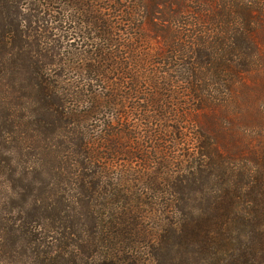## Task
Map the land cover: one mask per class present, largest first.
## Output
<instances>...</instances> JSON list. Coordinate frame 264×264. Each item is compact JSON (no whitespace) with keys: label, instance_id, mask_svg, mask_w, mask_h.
Returning <instances> with one entry per match:
<instances>
[{"label":"trees","instance_id":"obj_1","mask_svg":"<svg viewBox=\"0 0 264 264\" xmlns=\"http://www.w3.org/2000/svg\"><path fill=\"white\" fill-rule=\"evenodd\" d=\"M164 2L0 0V264H264V0Z\"/></svg>","mask_w":264,"mask_h":264},{"label":"rangeland","instance_id":"obj_2","mask_svg":"<svg viewBox=\"0 0 264 264\" xmlns=\"http://www.w3.org/2000/svg\"><path fill=\"white\" fill-rule=\"evenodd\" d=\"M152 1L155 2V5L157 7H159L160 11H162L163 13L168 12V6L164 2L165 0H152ZM169 1L171 2V0H169ZM103 4L98 3V5H100V6ZM109 11H110L109 14L111 17V22L113 24H116L119 19H118L117 13L115 12V8L113 6H111ZM70 15L73 17L74 13H71ZM159 17H160V20L159 21L156 20V22H160L161 19H163V16L160 15ZM83 19H84V17H81V18L76 17L75 18V20H77V23L74 22V26L78 27L77 32L80 34L79 36L82 35L83 37H85L84 39L82 36L78 37L76 39V44L78 47H81V45H82L83 46L82 50L88 51V50H91L90 45L95 43L94 42L95 40H93L94 34L92 32H90L91 26H85L84 23L82 22ZM119 21H122V18ZM80 23L87 30L83 29V27H81V26H78V24H80ZM88 31L90 32L89 36L87 35ZM257 38H258V42H259L260 47H261L260 60H259L258 68L249 76L248 83H252V82H255L257 80L264 79V30H262L261 32L258 33ZM72 42L73 41L66 42V45L71 44ZM68 51L72 52V53H74V52L77 53V51H75L74 48L70 49V47H68ZM239 92H240V94L243 95V93L245 91H243V89L241 88ZM245 106L248 107L247 108L248 111H246L245 115H243L242 117H238V119L236 118V115H235L236 110L233 108L231 109V111H228V112L223 111V110H218V111L210 112V113H207L206 115L201 116L200 120H199L200 125L207 132H210L212 135L213 134L218 135V133H220L219 130H221L222 127H224V128H228V127L230 128L231 127L232 129L234 128L235 131L240 134V136H243V135L250 136L253 134V131L251 130L250 127H248L247 121H248L249 114L254 112V110L256 109V105L249 99L245 103ZM261 110L264 111V102L261 104ZM234 146H235V148L233 147L234 151L240 152L243 150L241 145H234ZM152 195H155L157 197L156 194H152ZM159 196H161V197H158L159 198L158 200H163V199L168 198L167 194L162 196V194L159 193Z\"/></svg>","mask_w":264,"mask_h":264}]
</instances>
